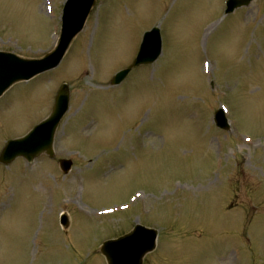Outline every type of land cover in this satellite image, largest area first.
I'll use <instances>...</instances> for the list:
<instances>
[{"label":"rangeland","instance_id":"obj_1","mask_svg":"<svg viewBox=\"0 0 264 264\" xmlns=\"http://www.w3.org/2000/svg\"><path fill=\"white\" fill-rule=\"evenodd\" d=\"M64 1L0 0V50L50 51ZM224 3L97 0L61 66L0 99L1 149L71 89L54 161L0 165V264H108L102 243L136 222L159 231L144 264H264V0ZM155 25L160 60L110 86Z\"/></svg>","mask_w":264,"mask_h":264},{"label":"water","instance_id":"obj_2","mask_svg":"<svg viewBox=\"0 0 264 264\" xmlns=\"http://www.w3.org/2000/svg\"><path fill=\"white\" fill-rule=\"evenodd\" d=\"M250 1L251 0H232L229 9L232 11L236 7L249 4ZM94 2L95 0H69L65 8L63 30L57 49L53 53L47 55L43 60L38 61H24L15 56L9 55L2 60L7 62L6 64H3V66L8 67V69H3L0 74L9 73V71L12 70L9 69V67H14L15 65L14 61L18 67L21 66L25 68L29 76L58 65L73 37L83 28V24L90 13ZM160 53V34L158 29L155 28L146 35L145 41L142 44V48L134 64L128 69L118 73L113 79L112 84L120 83L133 67L153 62L158 58ZM1 93L2 91L0 94ZM68 107L69 88L67 85H64L59 91L54 114L48 121V124H50L53 129L57 127ZM44 145L45 147L39 151L26 154L25 156L28 158L34 157L35 154H38L43 150H47L51 154V145H48L47 143ZM18 151L19 150H16L11 154H6V152L3 151L0 156V161L5 163L11 162L13 160V158H11L12 154ZM71 165V161L61 162L64 172H68ZM156 234V231H152L150 232V235L152 236L151 239H143L141 235H145V230L142 227H137L135 232L125 235L118 240L106 242L102 247V252L106 255L109 264H142L144 256L155 248Z\"/></svg>","mask_w":264,"mask_h":264}]
</instances>
